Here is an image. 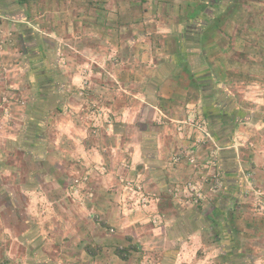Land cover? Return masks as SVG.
<instances>
[{
    "label": "crops",
    "instance_id": "obj_1",
    "mask_svg": "<svg viewBox=\"0 0 264 264\" xmlns=\"http://www.w3.org/2000/svg\"><path fill=\"white\" fill-rule=\"evenodd\" d=\"M0 27V264H264V0H0Z\"/></svg>",
    "mask_w": 264,
    "mask_h": 264
},
{
    "label": "rangeland",
    "instance_id": "obj_2",
    "mask_svg": "<svg viewBox=\"0 0 264 264\" xmlns=\"http://www.w3.org/2000/svg\"><path fill=\"white\" fill-rule=\"evenodd\" d=\"M8 31H10V28L8 29V27L7 28L6 27L5 28L0 27V35L7 34ZM1 40H0L1 41L0 42V45H2L4 43V41H6V39H3V38H1ZM62 53H63V51H62ZM59 55L61 56V54H59ZM62 57H64L63 54H62ZM29 59H31V58H29ZM23 60L26 61L27 59L24 57ZM61 60H62L61 61V65L66 66L67 65V62L66 61L67 60L65 59V57L62 58ZM68 62H70V61L68 60ZM78 65H80L82 67V69H84V70L85 69H88V68H90L92 70V68L94 69L95 67L96 68L99 67L100 62L97 61V60H95V59L88 58V59H86L84 61L79 62ZM8 68H11L10 67V62H5L4 65H1V70H2L3 73H7L8 72L7 71ZM30 77H32V76H30ZM108 85H109V83L106 86L108 87ZM88 92L90 93V88L88 87L87 84L84 83V80H82L81 86H79V88L77 90V94L79 95V97H83V96H88L89 95ZM14 96L15 95H13V97ZM0 98H3L5 100L4 102H6V100L9 98L6 89H1L0 90ZM19 99H20V97H19ZM24 99H28V98H24ZM100 104H101L100 99H97V100H93L92 102H88L87 104H83L81 106L79 105L77 107V114L80 116V119L83 122H85V121L86 122H89L90 118L93 115L96 114V112L99 110V108L101 109V105ZM32 108H33V106L31 107V109ZM29 109H30V107H29ZM7 110H10V108L7 109ZM30 111H29V113H30ZM107 118L108 117L106 116V119ZM102 121L103 122L100 121L101 122V125L98 124V126H97V127L100 126V128L98 130H101V129L104 130L103 127H106L107 124H108L106 120H102ZM188 124H189V126H192V127L197 128L201 132V135H202L201 136L202 137L201 139H203V140H201V139H199L198 141L195 140V143H194L195 144V147L196 146L203 147L205 145V140L206 139H210V137H211V134L208 131L205 123L202 122V120L199 121V120L193 118L191 121H187V122H185L182 125H188ZM181 130H182V128L179 129V131H181ZM101 133H104V131H96V133L95 132H91V134H93L95 137H99L101 135ZM188 151H189V154H190L188 156L189 157L188 158V163L190 165H192V167L196 168L197 161H195V159H194L195 152L192 153V150H190V149ZM188 151H186L187 152V155H188ZM20 157H21V155L20 154H17V155H14V158H12L11 156H9V158H7V159L6 158H3V160L5 162L6 161H8V162L9 161L10 162H15L16 161V162L20 163L19 162L20 161ZM199 175L201 176L200 178H203V180H206L207 179V181H206V183H207L206 189L203 190L202 187L200 188L199 186L194 185L192 183H187L186 184V192L188 194V197L190 198L191 203L192 204H195V205L198 204V202H199L198 200L200 198H202V196H204L206 198L207 197L206 195H209L210 196V195L216 193L218 190H221L223 188V185H224L222 174L219 171H212L209 174H205L204 172L203 173L201 172ZM73 176H75L77 178V181L75 179L73 180V182L75 181L74 189H71L70 190V188H68L65 191V194H67L68 196L69 195H79V193H80L81 190L84 191V189H86L85 187L82 186L81 182L83 180L87 181V179H88L87 176L88 175L87 174H82V175L79 174V175H76V173H75V174H73ZM5 182H6V177L5 176H2L0 178V183L4 184ZM7 186L8 185H6V187ZM8 189H10V191H11V187H9ZM12 189H13V192L14 193L17 192L14 188H12ZM122 190L125 191L127 194L129 193L130 195L135 194V195H139L140 196L141 195L140 192H144L145 194H147V192L144 191L143 186H139L138 187V186L132 185V183H129V184L126 183L124 185V187H122ZM134 190H136V191L134 192ZM170 190H171L170 192L168 191L169 193H171V192L172 193H175L176 192L178 195L181 192V189L180 188H178L177 190H174V189H170ZM249 192H252V195L253 196L255 195L256 196V199L259 201L254 206V210L257 211V212H259V214L261 213L260 215H263L264 216V187L261 186V187H257L256 189H249ZM141 201H143V200H141ZM150 221L152 223H157V219H154V218H152ZM119 250H120L119 253H120L121 256H123L122 254H124V253L127 252L126 250H123V249H118V251ZM135 252L138 255L137 256L138 257L137 258V262L143 264V261L145 259L144 256H146V255H144L145 254L144 253V250H137ZM198 252L199 253H198V257L197 258L203 260L204 259V256H205L204 255V252H200V250ZM211 253H212V256H210L206 260L205 264H218V261H217L218 258H217V256H213V254L214 255H218L217 254L218 251L214 250V252L212 251Z\"/></svg>",
    "mask_w": 264,
    "mask_h": 264
},
{
    "label": "built area",
    "instance_id": "obj_3",
    "mask_svg": "<svg viewBox=\"0 0 264 264\" xmlns=\"http://www.w3.org/2000/svg\"><path fill=\"white\" fill-rule=\"evenodd\" d=\"M77 181V180H76ZM139 187V186H138Z\"/></svg>",
    "mask_w": 264,
    "mask_h": 264
},
{
    "label": "trees",
    "instance_id": "obj_4",
    "mask_svg": "<svg viewBox=\"0 0 264 264\" xmlns=\"http://www.w3.org/2000/svg\"><path fill=\"white\" fill-rule=\"evenodd\" d=\"M119 252V251H118Z\"/></svg>",
    "mask_w": 264,
    "mask_h": 264
}]
</instances>
